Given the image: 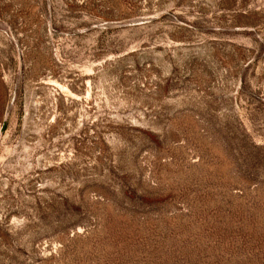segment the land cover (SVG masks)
I'll list each match as a JSON object with an SVG mask.
<instances>
[{
    "label": "rangeland",
    "instance_id": "1",
    "mask_svg": "<svg viewBox=\"0 0 264 264\" xmlns=\"http://www.w3.org/2000/svg\"><path fill=\"white\" fill-rule=\"evenodd\" d=\"M0 264H264V0H0Z\"/></svg>",
    "mask_w": 264,
    "mask_h": 264
}]
</instances>
